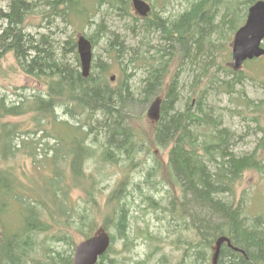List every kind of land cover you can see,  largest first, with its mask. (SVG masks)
Listing matches in <instances>:
<instances>
[{
  "label": "trees",
  "instance_id": "trees-1",
  "mask_svg": "<svg viewBox=\"0 0 264 264\" xmlns=\"http://www.w3.org/2000/svg\"><path fill=\"white\" fill-rule=\"evenodd\" d=\"M114 1L106 0L110 6L119 3L122 9L130 4V0ZM220 1L200 0L173 21L152 8L142 29L148 35L159 32L166 44H178L182 48L177 56L180 67L184 59L196 63L200 52L207 58L213 52L202 48V38L213 29ZM254 1H234L231 13L239 11L235 2L245 11L227 20L230 33L241 25ZM36 4L9 0L6 9L0 8V59L11 52L16 68L42 85L29 95L17 94L18 98L8 103L0 97V212L9 200H16L23 216L20 231L0 237V264H28L39 245L46 244L34 245L37 233L45 234L47 243L75 247L72 231L84 239L100 226L109 234L110 244L95 264H211L215 241L221 236L229 238L232 246L221 245L217 264H264V215L248 217L242 206L218 198L231 193L246 170L264 172L257 151L237 156L228 149L232 132L221 126L220 116L212 109L205 110L203 91L194 104L186 103L183 111L174 108L180 69L166 81L151 132L136 128L131 112L157 97L171 60L161 54L152 57L143 72V87L135 89L130 83L134 72H128L124 61L130 55L124 40L98 23L88 38L92 46L104 40L112 62L92 58L90 73L84 78L72 37L59 51L51 36L35 37L26 31L25 23ZM46 4L63 17L85 15L86 21L89 15L83 0H46ZM87 23L93 24L91 20ZM216 49L219 52L220 48ZM68 50H73L71 60L66 56ZM139 53L137 49L132 55ZM133 57L129 62L137 61ZM115 64L119 75L111 82L107 75ZM235 83L238 80L233 77L221 85L231 92ZM245 102L259 111L264 97ZM27 113L34 124L30 131L6 120ZM154 146L168 148L165 161L151 150ZM28 149L37 165L36 174L32 173L33 187L24 189L19 187L15 169L4 163ZM44 164L50 168L47 175L46 169H41ZM14 189L20 193H13ZM72 190L81 192L75 201L69 197ZM141 208L151 210L159 224L154 226L156 232L145 231L144 256L125 262L116 256L114 244L120 241L125 252L134 245L138 234L131 231V219ZM167 245L170 252L165 251ZM44 251L42 260L33 259L35 264H72L74 248L65 256L51 248Z\"/></svg>",
  "mask_w": 264,
  "mask_h": 264
},
{
  "label": "rangeland",
  "instance_id": "rangeland-1",
  "mask_svg": "<svg viewBox=\"0 0 264 264\" xmlns=\"http://www.w3.org/2000/svg\"><path fill=\"white\" fill-rule=\"evenodd\" d=\"M8 1L9 0H0V8L3 10L6 9ZM31 1H35L37 4L36 7H34V11L29 16L28 21L25 23L26 31L32 33L35 37H39L42 34L51 36L54 40V44H58L59 51L61 48L66 47L64 42L69 37H72L75 41L79 34H84L86 37L90 36L95 24L98 23L106 30L119 35L121 39L124 40V44L129 50L128 54L130 55H128L124 61L126 66L128 65V72L132 74L134 72V76L132 75L130 83L135 89L143 87V72L148 68V62L152 57H158L159 54H161L164 59L169 58L171 61L167 67L165 79L159 88L160 90L157 97L162 100L166 88V81L180 69L177 74V89L179 96L174 108L179 112L183 111L186 103L194 104L200 92L203 91V105L205 106V110L212 109L214 115L218 114L220 116L221 126L228 128L232 132L230 142L228 143V149L237 156L249 154L256 150L258 158H262L264 161V106L261 107L259 111H254L252 106H247L245 102V99L258 102L264 97V56L256 60L245 61L246 63L244 62L241 69L238 70L240 74L236 76L234 73L227 71V69H232L230 66V49L233 36V33H230L229 22L227 20L230 19L232 21L241 12V14L244 15L245 11L243 10L244 8L242 9V5H239V8L235 2V7L237 6L239 13L230 12L235 0H221L219 2L214 12L213 24L211 27L213 29L211 33L206 32L203 35L202 48L205 50L208 48L210 53L213 49L212 54L208 56L210 60L207 62V56L200 52L199 60L196 63H192L189 59H184V63L181 67L178 64L179 61L177 60V56L182 48L178 44H166L165 39H163L161 34L157 31L150 32L149 35L143 31L142 24L144 19L136 14L130 4H127V7L122 9L119 3H113V5L110 6L111 4L107 3L106 0H96V3L95 0H83L86 5L85 12L89 13L85 21V15L80 16L78 19L71 14H67V16L64 17L58 15L46 4V0ZM145 1L156 13L162 14L169 21H173L190 10L192 4L200 0ZM205 9H207V7ZM87 20H91L93 24L87 23ZM227 35L228 39L226 40ZM105 48L106 45L104 40L96 42L95 46H92L93 59H101L103 62H110L111 60ZM216 48H220L219 52ZM137 49H139L141 53L137 56L132 55ZM203 52L204 51H202V53ZM66 56L69 60L73 59V50H68ZM132 57L136 58L137 61H134V63L129 62V59ZM211 59L214 63L210 62ZM115 66L117 65L115 64L112 66V70L108 73L107 77L109 78V76L113 75L116 80L119 72ZM233 77L238 80V83L234 84L233 91L227 92L222 85L224 84V80ZM41 88L42 85L37 79L25 75L16 68L15 60L11 52L6 53L0 59V97L3 96L7 100L5 102L8 103L10 100L17 99V94L22 93L24 95H29V93ZM149 103L150 101L141 104L130 114L135 127L142 128L148 133L151 132L154 124L153 119L147 113ZM56 114L59 115L61 119L63 118L60 111H56ZM6 120L19 124V126H22L20 130L25 132L34 128L29 113L17 118H6ZM49 127L50 125L48 124V128ZM39 136L40 132L35 135L36 139H38ZM19 139L22 140L23 137L20 135ZM40 141L44 142L43 140ZM52 144V140L49 139L48 147H51ZM40 146L41 145H39V147ZM151 150L157 157L164 161L166 160L168 148H158L154 146ZM30 152L31 150L28 149L24 153H17L13 158H9L7 162L4 163L6 166H12V168L15 169L20 180L19 187L24 189L33 187L32 179L35 177H32V173L34 172L36 174L35 166L37 164H35L33 157L29 155ZM213 166L212 163H209L211 169H213ZM42 168L46 169L47 175L50 171L49 166L44 164L41 166V169ZM138 174L139 173L135 174L136 179L138 178ZM16 192L20 193L19 190L14 189L13 193ZM79 194L81 195V192L72 190L69 197L75 201L78 199ZM162 196L164 195L162 194ZM218 198L222 201L229 203L233 202L235 205L242 206L248 217L257 214L264 215V172L260 173L252 169L246 170L240 180L235 184L233 191L231 193L219 194ZM134 203H138V198ZM0 206H2L1 199ZM3 207L5 210L0 212V237L4 233L10 235L20 231L23 221V216L20 211L22 209L16 200H9L8 206L3 205ZM134 217L135 218L131 219L133 222L131 231L133 234H138L135 236L134 245L128 252H125L121 251L122 243L120 241H116L114 244V248L118 251L116 256L129 263L136 258L144 256L145 251H147V247L143 241V238L145 239L146 236L145 231L156 232V227L154 226H158L159 224L151 210L146 211L141 208L139 211L135 212ZM97 225L99 226L100 222H98ZM33 239L35 241L34 245L42 242L46 244L39 245L38 253L32 256L31 261L27 262L28 264H35L33 259L42 260L45 254L44 248L63 251L65 253L64 256L68 254L71 248H74V245H63L62 243L51 241L47 243L46 235L43 233H37ZM72 240L73 243L79 242L81 240V235L72 231ZM42 245L44 246L42 247ZM171 250L170 246L167 245L165 247L166 252H170Z\"/></svg>",
  "mask_w": 264,
  "mask_h": 264
},
{
  "label": "water",
  "instance_id": "water-1",
  "mask_svg": "<svg viewBox=\"0 0 264 264\" xmlns=\"http://www.w3.org/2000/svg\"><path fill=\"white\" fill-rule=\"evenodd\" d=\"M133 7L140 15H146L150 10L144 0H131ZM264 39V0H257L247 9L245 22L234 33L231 45V67L238 69L245 60L258 58L264 54L262 45ZM79 57L81 74L87 77L89 74L92 51L91 43L84 36L80 35L76 42ZM113 80V77H111ZM160 106V99H154L147 113L151 118L157 119ZM225 242L231 246L229 238L221 236L215 241L214 252L211 264H217L221 244ZM110 244V236L100 229L92 236L80 241L75 249L72 264H95Z\"/></svg>",
  "mask_w": 264,
  "mask_h": 264
},
{
  "label": "bare ground",
  "instance_id": "bare-ground-1",
  "mask_svg": "<svg viewBox=\"0 0 264 264\" xmlns=\"http://www.w3.org/2000/svg\"><path fill=\"white\" fill-rule=\"evenodd\" d=\"M218 239V238H217ZM217 241V240H216Z\"/></svg>",
  "mask_w": 264,
  "mask_h": 264
}]
</instances>
